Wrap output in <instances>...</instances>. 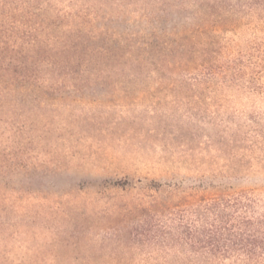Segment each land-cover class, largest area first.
<instances>
[{
  "label": "rangeland",
  "instance_id": "rangeland-1",
  "mask_svg": "<svg viewBox=\"0 0 264 264\" xmlns=\"http://www.w3.org/2000/svg\"><path fill=\"white\" fill-rule=\"evenodd\" d=\"M0 53V264H188L264 200V0H0Z\"/></svg>",
  "mask_w": 264,
  "mask_h": 264
},
{
  "label": "trees",
  "instance_id": "trees-1",
  "mask_svg": "<svg viewBox=\"0 0 264 264\" xmlns=\"http://www.w3.org/2000/svg\"><path fill=\"white\" fill-rule=\"evenodd\" d=\"M211 207V218L188 223L172 241L192 253L187 263L264 264V200L243 191Z\"/></svg>",
  "mask_w": 264,
  "mask_h": 264
}]
</instances>
